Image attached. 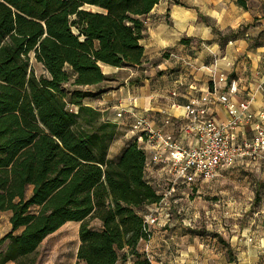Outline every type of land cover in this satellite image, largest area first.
<instances>
[{
  "label": "trees",
  "instance_id": "16d2710c",
  "mask_svg": "<svg viewBox=\"0 0 264 264\" xmlns=\"http://www.w3.org/2000/svg\"><path fill=\"white\" fill-rule=\"evenodd\" d=\"M158 2L0 0V212L10 213L0 264H35L67 222L79 223L75 264H152L139 245L151 236L144 209L160 196L145 179V152L132 140L109 159L114 126L84 100L105 79L101 64L141 63L142 18ZM30 55L46 75L35 76Z\"/></svg>",
  "mask_w": 264,
  "mask_h": 264
},
{
  "label": "crops",
  "instance_id": "0c3cea01",
  "mask_svg": "<svg viewBox=\"0 0 264 264\" xmlns=\"http://www.w3.org/2000/svg\"><path fill=\"white\" fill-rule=\"evenodd\" d=\"M237 1L159 0L142 18L145 29L140 39L141 63L119 68L101 64L105 79L86 87L97 95L86 98L84 105L98 110L102 119L114 126L107 149L109 159H117L132 141L130 126L139 117L154 130L170 133L180 144L189 143L181 133V124L191 100L211 88L212 75L223 73L228 80H236V99L251 98L252 111L259 112L263 102L258 86H264V0H243L245 6ZM225 35L234 37L220 44ZM182 39L189 42L181 43ZM70 110L76 112V107ZM121 110L123 113L117 117ZM213 114L219 120L227 117L221 105L213 108ZM166 119H171L173 125L165 124ZM250 129L245 127L246 137L251 136ZM143 150L148 162L153 150L149 146ZM249 163L244 160L236 166L247 167ZM144 174L147 180L164 177L153 166H147ZM166 225L173 226L170 222ZM189 239L193 240L164 231L160 235L151 232L148 241L140 242L139 250L143 251L144 245L150 247L157 255L152 264H221L216 254H208L200 243L190 244ZM257 255L264 259V251ZM252 256L250 251L241 252L237 260ZM126 260L118 262L132 264V260Z\"/></svg>",
  "mask_w": 264,
  "mask_h": 264
},
{
  "label": "rangeland",
  "instance_id": "374dc122",
  "mask_svg": "<svg viewBox=\"0 0 264 264\" xmlns=\"http://www.w3.org/2000/svg\"><path fill=\"white\" fill-rule=\"evenodd\" d=\"M29 65L35 76L46 75L42 65L32 55ZM67 108L73 107L69 105ZM250 128L248 126V130ZM219 173L217 179L199 182L190 188H179L169 201L170 223L173 226L168 228L160 221L150 227V232L160 235L164 231V234L173 237H192L193 240H188L190 244L200 243L208 254H216L221 264L229 261L235 264H264V259L257 255L264 251V155H259L247 167L224 168ZM162 178L152 180L161 181ZM29 193L30 188L26 194ZM151 209L150 205L144 211L148 214ZM32 210L36 211V208ZM9 215V212H0V238L10 230ZM183 222L190 226L185 227ZM78 226L76 222H67L44 239L32 255L35 264H75ZM90 226L99 229L100 223L91 220ZM216 236L221 237V241ZM3 248L4 245L0 246V251ZM141 249H145V245ZM146 250L155 261L157 255H153L149 246ZM246 251L253 253V256L238 261V254ZM130 260L126 261L129 263Z\"/></svg>",
  "mask_w": 264,
  "mask_h": 264
},
{
  "label": "built area",
  "instance_id": "2783aa9c",
  "mask_svg": "<svg viewBox=\"0 0 264 264\" xmlns=\"http://www.w3.org/2000/svg\"><path fill=\"white\" fill-rule=\"evenodd\" d=\"M211 88L201 92L187 107L181 133L189 140L180 144L170 133L154 130L148 121L139 117L130 126L132 140L144 149L153 150L147 166H153L163 173L161 181L146 179L160 200L144 216L146 231L171 220L172 198L179 188H190L203 181L215 179L224 168H231L240 162H251L264 155V86L259 85L262 106L258 113L251 109V98L237 100L239 85L234 79H227L223 73L210 77ZM174 95V93H172ZM216 105L224 107L226 119L219 120L213 114ZM123 110L116 115L120 117ZM165 124L173 125L171 119ZM251 127V136H245V127ZM172 201V207H174ZM184 226L190 224L183 222ZM143 252L152 261L146 248Z\"/></svg>",
  "mask_w": 264,
  "mask_h": 264
}]
</instances>
